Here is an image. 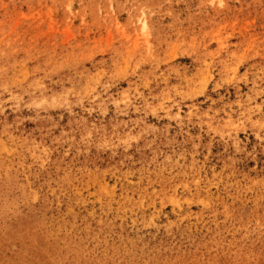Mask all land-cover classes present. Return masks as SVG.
I'll return each mask as SVG.
<instances>
[{"label":"rangeland","instance_id":"rangeland-1","mask_svg":"<svg viewBox=\"0 0 264 264\" xmlns=\"http://www.w3.org/2000/svg\"><path fill=\"white\" fill-rule=\"evenodd\" d=\"M0 241L264 264V0H0Z\"/></svg>","mask_w":264,"mask_h":264},{"label":"bare ground","instance_id":"bare-ground-1","mask_svg":"<svg viewBox=\"0 0 264 264\" xmlns=\"http://www.w3.org/2000/svg\"><path fill=\"white\" fill-rule=\"evenodd\" d=\"M144 27H146V24L144 23ZM13 231V230H12ZM21 232H22V230H20ZM13 233V232H12ZM12 233L11 234H9V235H12ZM7 235V234H6ZM1 242V241H0Z\"/></svg>","mask_w":264,"mask_h":264}]
</instances>
